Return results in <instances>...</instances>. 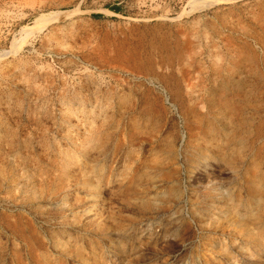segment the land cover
I'll return each instance as SVG.
<instances>
[{
  "label": "rangeland",
  "instance_id": "obj_1",
  "mask_svg": "<svg viewBox=\"0 0 264 264\" xmlns=\"http://www.w3.org/2000/svg\"><path fill=\"white\" fill-rule=\"evenodd\" d=\"M0 264H264V0H0Z\"/></svg>",
  "mask_w": 264,
  "mask_h": 264
},
{
  "label": "trees",
  "instance_id": "obj_2",
  "mask_svg": "<svg viewBox=\"0 0 264 264\" xmlns=\"http://www.w3.org/2000/svg\"><path fill=\"white\" fill-rule=\"evenodd\" d=\"M109 10L112 11V12H114V13L120 12L119 7L118 6H115V5L109 7ZM91 16H92V18H100V17H102V15H99V14H92Z\"/></svg>",
  "mask_w": 264,
  "mask_h": 264
},
{
  "label": "bare ground",
  "instance_id": "obj_3",
  "mask_svg": "<svg viewBox=\"0 0 264 264\" xmlns=\"http://www.w3.org/2000/svg\"><path fill=\"white\" fill-rule=\"evenodd\" d=\"M42 17H43V16H42ZM40 19H41V18H40ZM43 19H44V17H43ZM47 22H48V21H47ZM42 23H43V22H42ZM45 23H46V22H45ZM45 23H44V24H45ZM44 24H43V25H44ZM40 25H41V21H40V20H36V22H35V28H36V27H39ZM46 25H47V23H46ZM41 29H43V28H41Z\"/></svg>",
  "mask_w": 264,
  "mask_h": 264
}]
</instances>
